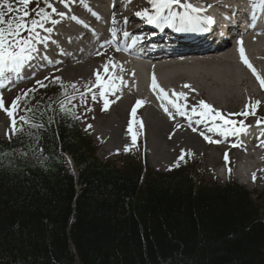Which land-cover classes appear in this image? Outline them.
<instances>
[{
	"label": "trees",
	"instance_id": "obj_1",
	"mask_svg": "<svg viewBox=\"0 0 264 264\" xmlns=\"http://www.w3.org/2000/svg\"><path fill=\"white\" fill-rule=\"evenodd\" d=\"M44 84L0 138V264H264V190L196 179L188 157L100 159L62 84Z\"/></svg>",
	"mask_w": 264,
	"mask_h": 264
},
{
	"label": "bare ground",
	"instance_id": "obj_2",
	"mask_svg": "<svg viewBox=\"0 0 264 264\" xmlns=\"http://www.w3.org/2000/svg\"><path fill=\"white\" fill-rule=\"evenodd\" d=\"M112 5H115L114 7L110 9H101L100 11L104 13V18L106 16L113 17L115 16V23L113 21L109 22L107 27L105 22H101L100 25L102 27L100 36L104 33L105 30H109L108 34L112 35V31L115 30L116 32V39L114 41V47L115 51L116 48H119L120 46V40L118 37H120L121 40H124V37L120 33L118 35V32L122 29L130 28L133 27L135 21H136V16L135 10L132 14L131 11L134 9H140L143 11L145 8L149 11V13H154V9L151 7L150 0H144L143 5L146 6H141L139 7L137 5L136 0H131L128 1L122 6L123 0H109ZM192 1V0H188ZM203 1H208L212 6H218L220 5L217 0H203ZM228 1V0H224ZM183 2V0H182ZM231 2H239V0H232ZM65 10V9H62ZM136 16V17H135ZM60 23L58 25H63L62 18L58 19ZM53 28V27H52ZM148 29V30H147ZM147 34L152 31L150 28L147 27ZM71 31V30H68ZM72 31H75V27L72 28ZM141 32V28H135L131 29V33H137ZM154 33V31H152ZM143 34V32H141ZM51 36H56L57 40L61 43L63 42H69L71 40V37L69 34H63L59 33L54 29L52 33H48ZM253 31H248L240 38L245 40L246 42V47L247 51L249 53V59L250 62H252L253 59V67L256 69V72L261 76L264 77V69L261 67H257V55H263L264 56V37H262L259 41H255L253 39ZM149 42L151 43H157L159 41L158 35L150 36ZM201 39H197L196 42H200ZM148 42V40L143 39V43ZM195 42V40H194ZM243 44V43H242ZM103 45V47H101ZM47 47V45H44ZM106 49H108L105 45V43L102 40H99V43H97L95 46H93L87 53L83 51H78L75 54H70L66 55V60L60 64L61 70L64 72L65 70L71 71L72 76L75 75H83L86 74V72L94 71L96 69H100V71H104L102 68L103 63L99 68L94 69V61L97 58H100L106 54ZM109 50V53L111 56L115 54L113 50ZM235 51V46L234 45H228L224 48L221 49V51H211L212 53H206V52H199L196 53V60L199 63L205 64V69H203L200 73L197 72H189L187 70L183 69H178L177 65L179 66L180 64H177L178 62L188 60L190 57H187L190 54L191 51H188V49H183L181 51H176L180 52V59L179 60H173L175 57H170V59H163V61H167V64L165 67L161 68L159 65H156V63H160V61H151L147 66L142 67L141 69H134L130 63H128L126 60L122 59L121 60V65L115 63L116 67L113 68L112 66L109 67V73L111 74V71L113 69L118 70L122 76L127 77L129 80H132L133 83H139L140 88L133 89V87H127L125 85L123 91L127 89L128 93L124 97H120L119 103L115 102V105L111 106H116V110L114 111V116L109 117L107 122L103 125L104 127L100 129L102 134H104V137L106 136L108 140H119L122 134H124V131L121 130V126L123 123L121 120L117 117L120 114L118 113L121 112L119 106L124 105L127 101L130 100L131 97H135V99H142L145 100L146 103L141 106L144 108V117L142 120L143 123V134L145 137H148L150 139H155V140H160L163 141L158 143V149L160 150L161 154H164L165 150V145L169 143V141L177 139V140H200L204 139V137L201 135V133H204L205 135L209 136L210 138H215L218 136L219 133H223L222 131H209L208 129L213 127L214 125H217V121L213 122L212 120H207L203 122L205 125L204 128H202V125H197V126H185V122H180L178 121L180 117L175 116L172 113L173 118L165 117L160 113L158 106H161L163 104L162 99H158V92H154L153 89L150 87V90H152V93H149L145 95V91L147 90L146 87H144L145 83L149 81V85H151L150 80V75L153 74L155 69L161 70V76L159 81L157 83L163 88L165 82L167 84L175 85L176 83L182 81V84H189L192 87V84L196 85V91H191V96L188 97L186 100L187 107H192V104H195L198 100L205 101L207 104H215V101L211 98H213L212 94H218L225 97L227 100V103L232 104V102H237L240 99L241 94L239 93V89H244L245 85L247 83L250 84V82L254 79V77H251L253 72L251 69H246L242 65L236 63V61L233 59L234 52ZM97 52L102 53L101 55H97ZM175 54V53H174ZM195 54V53H193ZM220 54V55H218ZM186 55V56H185ZM256 55V56H255ZM90 57V59L84 60L86 57ZM74 57L77 59L81 60L78 62H75ZM182 57V58H181ZM187 57V58H183ZM238 67V68H237ZM121 68L123 69L121 71ZM244 69V70H240ZM165 69V70H164ZM238 69V70H237ZM198 79L200 80L202 86H199V84L194 80ZM189 80V81H188ZM249 84L246 86V91H250L249 89ZM10 84H5L3 87L0 88V92L5 89L6 86ZM238 86V87H237ZM188 89V88H187ZM261 91H264L260 87ZM114 93L116 91L114 90ZM179 103L183 104L182 101L178 100ZM131 105V104H130ZM129 105V106H130ZM232 107V105H229ZM118 107V108H117ZM140 108V107H139ZM137 108V110L139 109ZM163 108V107H162ZM171 112L176 110L173 108V106L167 107ZM118 109V110H117ZM191 108L187 109V112H190ZM228 110V108H226ZM196 121L198 122L199 117L195 116ZM117 123V124H116ZM121 125V126H120ZM195 128L196 131H193L192 129ZM127 133V132H125ZM228 138V137H226ZM231 139V138H229ZM176 140V142H177ZM120 142V140L118 141ZM155 144L156 142L153 141ZM228 142V140H227ZM263 145L260 147L253 149L249 148L250 150L249 153H247L244 156V162L245 166L242 168L243 169V175H251V171L255 169L258 164L262 163L264 161V151H263ZM156 152H157V147ZM108 150L111 148H107ZM253 156V160L250 161V158ZM248 160V161H247ZM244 180L243 182L246 183Z\"/></svg>",
	"mask_w": 264,
	"mask_h": 264
},
{
	"label": "rangeland",
	"instance_id": "obj_3",
	"mask_svg": "<svg viewBox=\"0 0 264 264\" xmlns=\"http://www.w3.org/2000/svg\"><path fill=\"white\" fill-rule=\"evenodd\" d=\"M142 2L143 0H138L139 2ZM50 2L57 8V11L60 10V0H50ZM69 0H67V3ZM34 4V3H33ZM33 4L30 5V8L33 7ZM103 7H107L108 2L100 3ZM57 15H55V18ZM54 18V14H53ZM54 18V19H55ZM51 25V23H47L46 26ZM108 56V55H106ZM89 58V57H88ZM111 57H101L96 59L93 63L94 65L99 68L102 63H109ZM118 61L117 58L113 57V60ZM260 64H258L259 66ZM205 66H201L200 69H202ZM260 67L263 69V66L260 65ZM238 68V67H237ZM238 70V69H237ZM240 70H242L240 68ZM94 71L93 72H86V74L83 75H75L72 76L71 71H60V66H53L44 69V71L39 75H34L29 78V83L24 86L22 89H16L15 87H12L11 89L5 91V99H4V106L5 108H8L11 110L12 101L16 99V97H20L19 101L17 102V108L15 112L13 113V117L10 118L7 116L6 112L3 109H0V137L5 138L6 133H10L12 127H11V121L12 119H15L16 124L18 122V118L21 116V113L19 111L20 107L25 104V100L28 97L29 90L34 89L38 84L37 81H48L51 78L59 77L61 78L59 81L62 82L63 87L65 89V92H70L71 97L74 98V101L78 104V116L81 120V126L83 129L89 128L88 125H91V128L88 129L87 133L91 136V139L94 144L97 145L96 150V156L100 159H114L120 157V159H133L130 158V156L137 155L142 156V153L147 157L149 161V165L152 168L158 169V170H166L169 167H172L176 161L178 160L179 152L190 153L191 159H196L197 162L194 165V170L192 172L193 176L196 179L202 178L205 181H210L212 179H215L219 181L220 183H227L229 181H234L239 184H242L246 186L248 189L256 190L257 192H261L264 190V161L260 163L253 171V173L256 174V180L253 181L252 177L250 178V181L248 177H245L244 175L241 176L240 173L237 171V173H234V167H232V159H234L235 163L238 159L237 153H236V146H231V144H228L227 142H221L218 145L208 144L205 145L204 140H171L167 145H165L164 154H161L160 150L158 149V143L163 141L155 140L146 138L143 135V128L141 129L139 127V124H133V127L135 126L134 132L137 133L136 137V143L135 145L132 144V136L128 132V124H129V117L127 109L129 108V105H132V102L134 100V97L130 98L129 101H127L124 105L119 106L121 112L118 111L120 114L117 116L123 125L121 126V130L124 131V134L120 137L119 140H108L107 137H104V134L100 131L104 126V124L107 122L109 117L114 116V111L116 110V106H113L110 109V105L108 110L104 111L103 105H104V98L100 97L99 95V89L93 88L92 92H88L85 88V85H88L91 87V85L95 82L94 77ZM103 73V71L101 72ZM51 74V75H50ZM45 75V76H42ZM42 76V77H41ZM47 77V79H45ZM251 77H254L251 84H249L250 91H246V85L244 89H239V93L241 94L239 101L232 102V104L227 103V100L225 97L218 95V94H212L213 99L215 101V107L214 109L221 112V108H228L225 112V118L230 120H235L239 113L244 110L245 105L248 103H254L255 101L259 100L261 101L259 107L256 109V115L259 114V112L264 113V91H261L260 89V83L256 79V76L254 74L251 75ZM264 78V77H262ZM197 80L198 84L201 83L200 80ZM75 84L76 88L74 89L71 85ZM197 85V84H196ZM199 86H202V84H199ZM80 87V88H79ZM238 87V86H237ZM79 88V89H78ZM27 93V95H25ZM81 93L84 94V99L81 98ZM96 95V99H92V95ZM106 98L110 101V104L114 101L113 93L108 92L106 93ZM229 105H232L229 106ZM118 108V107H117ZM115 109V110H113ZM118 110V109H117ZM129 110V109H128ZM251 109H249L250 111ZM231 114V115H230ZM139 117L137 120L142 121L144 117V111L142 108L138 111ZM243 115H240L239 117H242ZM250 116V115H249ZM117 124V123H116ZM127 132V133H125ZM177 140V142H176ZM155 141L156 144L153 142ZM252 144V143H251ZM125 146H128L129 151L125 152ZM157 147V152L156 148ZM107 148H111L113 150L110 151ZM264 151V148H263ZM225 152L228 155V162L225 161L224 156ZM119 159V158H118ZM119 163V162H118ZM223 165H225L226 169L222 168ZM69 170L71 172H74V168L68 164ZM232 168V173L229 174V169ZM246 183H244L243 181Z\"/></svg>",
	"mask_w": 264,
	"mask_h": 264
},
{
	"label": "snow or ice",
	"instance_id": "obj_4",
	"mask_svg": "<svg viewBox=\"0 0 264 264\" xmlns=\"http://www.w3.org/2000/svg\"><path fill=\"white\" fill-rule=\"evenodd\" d=\"M41 0H0V77H3L5 73L17 71L19 67L24 63L25 60L31 59V53L38 51V49L34 46L35 43L46 44L50 39L49 36L41 37L40 31L38 29H42L45 33H52L54 29L52 27H46L47 23H51L52 25H57L60 23L59 20L53 18V14L64 18L67 14L63 11H57V8L53 6L50 0H43L45 7H40ZM35 3L36 7L30 9V5ZM61 4H64L65 7H68L67 0H60ZM151 7L154 9V13H149V11L145 8L143 11H137L135 13L136 16L142 17L146 19V22L150 25H156L160 27L162 30L164 27L173 28L177 32H195V31H203L200 27L201 23L204 24H213L214 20L208 16L199 15L202 12H205L206 9L202 7L194 6L188 0H150ZM260 4L264 5V0H260ZM115 5H113L114 7ZM256 5L254 4V7ZM211 7V5H208ZM46 9H51V12ZM176 9H182L183 11H177ZM73 20H76L77 17L72 16ZM113 23H115V16L112 17ZM255 26L254 24L252 25ZM26 33V35H25ZM131 34L128 31H123L124 37H129ZM116 39L115 30L112 31V39L106 41L107 44H113ZM239 48L240 57L244 64L247 65L249 69L256 76V79L259 81L260 86L264 89V78H262L257 72L256 69L252 66V64L248 61L245 56V50L242 46ZM103 47V45H101ZM120 49L117 48V51ZM102 53L97 52V55H101ZM115 68L116 65L111 60L109 63L102 65L103 73H101L100 69H96L94 71L95 82L89 87L85 85V88L88 92H92L93 88L99 89L100 97L104 98V111L108 110L110 101L106 98V93L112 92L117 88V85L114 83V80L119 79L121 83H123L122 78L113 77L109 73V66ZM123 69L121 68V71ZM105 76L109 78L105 80ZM47 79V77L45 78ZM55 80H60L61 78L55 77ZM41 87H47L43 81H37ZM74 89L76 88L75 84L71 85ZM150 87L154 92H158V99H168V94L164 88H162L155 78V75L152 77ZM184 88H191L190 85H183ZM33 91V90H29ZM194 91V89H193ZM27 95V93H25ZM172 95L177 97L176 100H168L170 104L176 109V112L181 116H186L189 122H191L193 116H198L201 118L199 122H205L207 120H212L215 122L216 120L223 121L224 125H229L231 127H221L220 125H214L209 128V131H222L224 134H228L229 132H245L247 127L243 124V121L240 122V127H236V122L230 119H226L221 113L215 110L211 105L207 104L205 101L201 100L198 102V107L194 106L191 108V115H188L187 112V104H181L178 100L183 99L187 100V96L184 92H175L173 91ZM81 98L84 99V94L81 93ZM20 97H16L12 101L11 110L5 108L3 96L0 94V109H3L7 116L12 118L13 113L17 108V102ZM92 99H96V95H92ZM146 103L145 100L138 99L135 103V106L131 109L132 120L129 121L128 124V132L132 136V144L135 145L137 133L133 131V124H139V127L143 128L142 121L136 119L137 108L143 106ZM261 101L257 100L254 103H248L245 105L244 110H242L239 115H243L244 117H248L249 115H256V109L259 107ZM161 107L164 108V111L169 115V118L172 117V113L169 111L167 107H164L162 104ZM63 109V104L61 105ZM249 109H251L249 111ZM214 113V115H213ZM231 115V114H230ZM23 119V118H22ZM257 126L264 124V118L258 119L256 121ZM16 121L12 119L11 127L12 132L6 133V135L10 136L15 134ZM91 128V125H88ZM196 131L195 128L192 129ZM206 141L209 143H218L219 141H213L209 136L201 133ZM261 144L264 145V140L261 141ZM235 146V145H234ZM125 152L129 151L128 146H125ZM180 159H183V150ZM224 159L228 162V155L225 153ZM178 166V165H177ZM231 169H229V172ZM253 181L256 180V174L252 175Z\"/></svg>",
	"mask_w": 264,
	"mask_h": 264
}]
</instances>
